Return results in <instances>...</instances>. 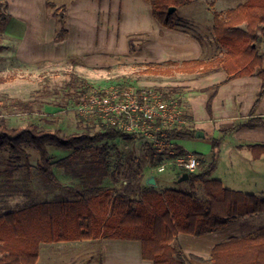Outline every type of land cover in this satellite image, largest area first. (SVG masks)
<instances>
[{
    "label": "trees",
    "instance_id": "trees-1",
    "mask_svg": "<svg viewBox=\"0 0 264 264\" xmlns=\"http://www.w3.org/2000/svg\"><path fill=\"white\" fill-rule=\"evenodd\" d=\"M2 1L0 0V18L6 16ZM147 1L151 5L153 17L162 26L175 29L178 28V9L191 0ZM47 6L52 9L58 21L55 40L61 41L69 33L63 7L56 6L52 0H47ZM171 7H176V10L169 13ZM212 30L221 47V54L207 60L146 63L144 73L206 74L222 70L226 72L227 80L258 76L261 88L251 111V115H254L264 97V0H244L225 11H215ZM130 42L134 50V40L131 39ZM5 48L0 43V53ZM11 79L12 76H0V84ZM76 83L83 85L82 94L91 92L95 87L83 78L70 82L68 87L72 89ZM116 86L122 88L129 86V83L125 81ZM218 86H213L214 90ZM155 89L162 93L165 100H174L183 105L181 99L174 98L183 93L182 85H174L168 91H164L162 87ZM214 94L215 91L212 95ZM20 104L30 107L28 102ZM187 110H184V114L189 119L190 113ZM257 126H264V118L252 116L227 130ZM167 134L166 138L179 141L184 137H194L196 130L187 124H175L167 129ZM123 136L132 137L109 125L94 133L86 131L65 135L59 129H41L36 123L10 127L2 120L0 152H8L15 159H28L27 148L32 147L39 154L40 172L55 179L48 146L80 151L92 147L94 143ZM220 139H213L211 154L200 162L201 170L188 172L192 188L190 192L173 188L159 192L157 186L147 185L141 182V178H136L130 180L123 191L108 188L94 195H80L76 200L41 202L1 214L0 264H36L42 242L101 236L139 240L142 243L143 257L154 264H189L184 249L177 242L180 233L202 236L221 230L241 217L264 212V198L255 193L228 188L220 179L210 177L219 160ZM107 148H103L106 151L102 148H97L96 151L107 157ZM249 148L254 159L264 155V143L250 144ZM187 154L188 151L178 145L174 153L161 152L152 167L154 169ZM196 154L202 155L199 152ZM103 164H107V161ZM198 182L204 185V199H199L194 194ZM210 261L212 264H264V227L244 235L230 236L217 243L212 248Z\"/></svg>",
    "mask_w": 264,
    "mask_h": 264
},
{
    "label": "crops",
    "instance_id": "crops-1",
    "mask_svg": "<svg viewBox=\"0 0 264 264\" xmlns=\"http://www.w3.org/2000/svg\"><path fill=\"white\" fill-rule=\"evenodd\" d=\"M19 5L27 14L26 19L15 16V11L11 7L10 21L14 22L6 27V35L11 41L9 49L12 55L21 62L82 60L93 70L109 72L108 69L125 68L133 64L145 66L146 63L212 58L205 56L204 47L197 41L195 35L180 28L170 29L162 26L153 17L151 5L147 0H73L69 6L67 19L69 33L61 41L55 40L58 21L52 9L47 6V0H23ZM226 9L228 8H215L212 2L209 10L212 22L215 11ZM99 33H101L100 38H98ZM131 39L139 40L138 50L131 51ZM12 42H16L15 46ZM18 43H24V48L18 47ZM219 54L221 49L218 51ZM179 73L184 79L177 84L183 86L186 110L188 109L190 113L189 121L205 134L204 137L210 138L216 135L220 125L224 123L246 121L252 116L264 118V97L254 115H251L261 88V79L258 76L227 80V74L222 70L206 74ZM215 85H219L216 90L213 87ZM211 90L215 91L213 106L219 111L213 116L198 113V106L207 105ZM238 108L244 113H240ZM224 109H228L229 113L221 114L220 111ZM247 129L260 131L264 126L243 127L236 131ZM260 142L251 139L241 143L240 146L249 148L250 144ZM211 152L201 153L208 156ZM84 155L81 151L69 150L65 155L60 156L49 151L51 167L55 175V179H51L40 172L38 166L40 161L35 165L29 161L30 154L28 159L22 157L25 159L24 164H18L19 159L12 158L8 152L3 156L0 153V215L41 202L67 201L68 199H65L67 191L74 190V194L78 197L70 200H76L80 195H94L105 189L115 188V184L107 185L104 164L100 166L99 163L93 162L88 164L89 167H83V163L79 166L81 163L77 160ZM251 159L253 162L264 161V155L254 159L251 152ZM218 164L219 160L215 170ZM17 169H20L19 173ZM148 171L149 169H142L139 174L145 175L142 177L144 183L151 175L147 174ZM155 178L157 180V177ZM243 218L227 226L228 230L221 229L202 236L180 233L177 242L184 249L189 264H209L212 248L233 236L224 237L225 232L222 231L233 230L232 234L241 235L237 230L245 223ZM194 241H199L200 245H194ZM191 256L197 257L198 260H193ZM202 260L205 262H201ZM36 264L154 263L143 257L142 243L139 240L101 236L91 239L42 242Z\"/></svg>",
    "mask_w": 264,
    "mask_h": 264
},
{
    "label": "rangeland",
    "instance_id": "rangeland-1",
    "mask_svg": "<svg viewBox=\"0 0 264 264\" xmlns=\"http://www.w3.org/2000/svg\"><path fill=\"white\" fill-rule=\"evenodd\" d=\"M52 1L56 6L63 7L67 26L69 6L73 0ZM242 1L243 0H193L178 9V18L176 21L178 28L196 36L197 41L204 47L205 56L207 58L218 55V51L221 47L215 40L212 30V18L209 12L211 3L214 2L215 8H232ZM22 2L23 0H3L2 3L6 16L0 18V43L6 47L0 53V76H12L11 80L0 84V121L3 120L10 127L36 123L41 129H59L61 133L65 135L83 133L86 131L94 133L103 130V127L107 125L98 116H80V114L77 113L75 108L76 101L80 96L84 95L81 93L83 85L81 83H76L72 89L68 87L70 82L74 80L77 81V79H86L90 85L95 87H107L126 81L129 83V86L135 89H155L156 87H162L164 91H168L170 87L178 85L177 83L184 79L183 75L181 73L178 74V72H174L170 75L145 74V66L139 64L113 70L108 69L109 72H106L105 70H93L82 60L68 59L62 62L45 61L35 63L21 62L15 55H12L9 49L11 41L6 35V27L14 22L10 21L11 7L15 11V16L26 19L27 14L23 12L19 5ZM34 2L36 1H33V3ZM15 5H18V7ZM100 36L101 33L98 34V38H100ZM133 40L135 49L133 50L131 48V51H136L138 50V43L140 42L138 39ZM12 44L15 46L16 42H12ZM19 46L23 49L24 43H18V47ZM77 61H79L80 64H78ZM80 65H82V68ZM193 83H196V81H193ZM212 93L211 90L208 96L209 103H207L206 106L200 105L197 107L198 113H207L213 116L219 111L213 106L215 94L212 95ZM174 98L182 100L183 105L181 106L183 110L186 111L187 106L185 108L183 93L181 95H175ZM20 102H28L30 103V107H26L20 104ZM238 110L240 113H244L241 108H238ZM220 113H229V111L228 109H224L221 110ZM237 121H235V123L221 124L216 135H210V138L209 136L198 138L195 134L194 137H184L179 139V141H174L177 144L180 142L189 152H202L207 154L212 151L213 139L221 138L219 144V164L210 177L220 179L228 188L255 193L264 198V161L253 162L251 159V150L246 146H240L241 143L250 141L251 139L264 143V129L260 131H250V129L245 131H228V127L242 120ZM188 125L190 128H194L196 133L201 131L196 128L195 124H191L189 119ZM131 136L132 137L123 136L116 139H107L102 142L94 143L92 147L80 150L85 155L77 160L81 163L79 166H82L83 163V167H89L88 164L93 162H97L101 166L104 161H107V164H105L106 166H104L107 175V185L110 186L115 184L114 189L117 191L125 190V186H127L130 180L141 178L142 182V177L145 176L139 175L142 169H149L147 174L150 173L157 177V190L159 192H163L167 188L186 192L192 191L188 179L183 177L185 171L182 168L166 162L153 169L152 163L157 161L161 152L168 151L166 148L159 149L146 137ZM104 147H108L107 157L101 153L98 154L96 151L97 148L103 149ZM102 149H100V151H102ZM48 150L51 154L57 153L60 154V156L65 155L67 151H69L52 145L48 146ZM103 150L106 151V149ZM27 152L28 155L30 154L29 161L33 162V165L39 162V154L34 148L28 147ZM0 153L2 156L5 155V152ZM17 162L18 164H24L25 159H19ZM200 170L201 167L199 166L197 172ZM19 171L20 169H17L18 173ZM74 193V190L67 191L65 193V199L70 200L77 198L78 196ZM194 194L199 199L206 198L203 183H197ZM89 195L90 194H85L84 196ZM243 219L245 223L237 230V233L241 235L254 232L264 227V213L254 214L252 217L246 216ZM228 228L229 227H225L222 230H228ZM222 232H225L223 233L224 237L235 235L232 234L233 230H231V232ZM198 242L199 241H194L193 244L200 245ZM191 258L193 260H198L195 256H191ZM201 262L205 261L202 260ZM209 264H212L211 261H209Z\"/></svg>",
    "mask_w": 264,
    "mask_h": 264
},
{
    "label": "built area",
    "instance_id": "built-area-1",
    "mask_svg": "<svg viewBox=\"0 0 264 264\" xmlns=\"http://www.w3.org/2000/svg\"><path fill=\"white\" fill-rule=\"evenodd\" d=\"M80 116H98L106 125L128 135L146 137L159 149L174 153L177 144L167 139V129L175 124H188L183 107L174 100H165L156 89H135L131 86L94 87L76 101ZM204 155L188 152L169 163L185 172H197ZM164 168V166H163Z\"/></svg>",
    "mask_w": 264,
    "mask_h": 264
},
{
    "label": "water",
    "instance_id": "water-1",
    "mask_svg": "<svg viewBox=\"0 0 264 264\" xmlns=\"http://www.w3.org/2000/svg\"><path fill=\"white\" fill-rule=\"evenodd\" d=\"M175 10H176V7H171L169 9V13H172ZM204 136H205V134L202 131H198L196 133V137H198V138H202ZM183 177L186 178V179H188V177H189L188 173H184L183 174ZM146 184L147 185H150V186H157V180H156V178H155V176L153 174L149 175V177L146 180Z\"/></svg>",
    "mask_w": 264,
    "mask_h": 264
}]
</instances>
